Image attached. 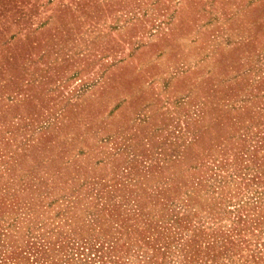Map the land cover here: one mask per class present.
Here are the masks:
<instances>
[{"label":"rangeland","instance_id":"1","mask_svg":"<svg viewBox=\"0 0 264 264\" xmlns=\"http://www.w3.org/2000/svg\"><path fill=\"white\" fill-rule=\"evenodd\" d=\"M242 106L241 128L263 142L253 137L245 148L237 200L247 178L263 171L264 0H0V264H12L30 222L53 240V222L62 220L51 221L55 211L42 216L31 206L33 220L21 208L31 197L43 208L58 171L64 182L96 183L69 203L78 216L104 204L95 200L98 184L121 182L125 193L159 189L172 210L190 211L191 230L196 213L216 217L205 188L196 191V165H206V181L225 174L212 161L233 159L223 139L242 133L226 126ZM254 239L234 234L223 263L264 264ZM175 247L164 264L180 260ZM101 255L95 264H108L112 254Z\"/></svg>","mask_w":264,"mask_h":264},{"label":"trees","instance_id":"2","mask_svg":"<svg viewBox=\"0 0 264 264\" xmlns=\"http://www.w3.org/2000/svg\"><path fill=\"white\" fill-rule=\"evenodd\" d=\"M247 111L248 108L245 106L233 109L234 116L226 123V126L231 129L230 132H238L237 129L242 126L241 115L246 114ZM225 119L228 120V118ZM253 126L257 129V125ZM230 132L226 133L230 134ZM241 132L237 133L239 138L232 136L233 143L231 137L223 139L226 144L233 146L231 155L233 159L228 161L222 158L214 160L216 162L212 161L215 169L222 171L224 175L212 174L208 176L210 181H206L203 170L206 165L202 162L196 165V170L200 168L202 173L196 179V191L205 188L204 194L209 195L210 200L213 201L214 208L211 210L216 214V217H203L196 213L198 218L196 230L189 229L190 211L180 206L179 208L184 209L185 212L172 210L170 205L173 206L175 203L173 200L166 199L159 189L150 190L145 195L131 190L125 193L127 186H121V182H116L109 187L98 184L101 189L95 190V200H102L104 204L96 214L86 211L83 216H78L72 213L75 207L69 206V203H78L83 200V197L88 196L84 188L96 183L84 180L80 183L76 179L64 182L63 174L58 171V176L48 178L50 186L45 185L51 190L42 198L49 199L47 204L42 208L36 205L40 198L31 197L27 198V204L21 208L28 207L30 211L31 206H36L38 211L40 208L43 210L40 214L42 216L51 210L55 211L51 221L62 220L53 222L57 225L55 228L57 233L52 236L53 240L47 236L49 232L41 234L39 230H35V223L30 222L31 227L26 228L23 234L20 252L16 255L14 251H11L7 260L12 264H95V258L101 259L102 252L108 251L112 254L108 264H164L170 257L169 248L174 246L176 249L175 246L178 245L177 253H180V260L176 262L177 264H226L221 258L227 255L226 252L232 244L231 239L234 234L249 233L255 238V247L264 245V163L256 167V169L263 168V171H255L250 178H247L243 188L246 192L238 200L235 194V189L239 185L237 179L243 180L242 177L245 175L243 172L248 169L243 159L247 156L244 152L245 148L250 147V143L254 141L253 137H257L259 143L263 142V135L260 132H253L246 126L241 128ZM36 167L39 168L38 165ZM200 179L208 183L202 187ZM27 183L29 184L28 181H24L23 187L27 186ZM248 186H251V189ZM22 192H25L24 189ZM71 198L75 201L71 202ZM233 199L236 201L234 202ZM112 201L114 203H111ZM148 202L159 208L156 213L145 209ZM183 202L186 203L187 199ZM184 206L187 207V204ZM28 215H32L33 220L38 217L33 212ZM208 218H215L218 224L209 228L200 223L206 222ZM222 220H225V223H220ZM185 230L189 232L191 230L193 234L186 237L183 234ZM116 235L123 238L118 239ZM153 236L156 238L153 239ZM38 239L40 241H37ZM65 240H68V243ZM257 249L251 255L252 259L257 258L259 253ZM50 260L52 261L49 262Z\"/></svg>","mask_w":264,"mask_h":264}]
</instances>
